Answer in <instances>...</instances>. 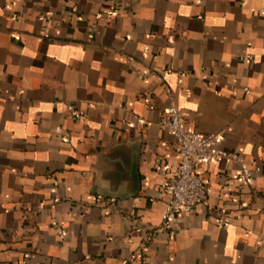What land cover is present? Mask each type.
<instances>
[{"label": "crops", "instance_id": "obj_1", "mask_svg": "<svg viewBox=\"0 0 264 264\" xmlns=\"http://www.w3.org/2000/svg\"><path fill=\"white\" fill-rule=\"evenodd\" d=\"M171 102L262 172L165 228ZM0 264H264V0H0Z\"/></svg>", "mask_w": 264, "mask_h": 264}, {"label": "built area", "instance_id": "obj_2", "mask_svg": "<svg viewBox=\"0 0 264 264\" xmlns=\"http://www.w3.org/2000/svg\"><path fill=\"white\" fill-rule=\"evenodd\" d=\"M156 76L159 80L163 78L160 73ZM166 91L171 95L169 88ZM158 126L173 138L178 155V163L172 175L162 182L169 195L161 216L162 226L165 228H169L179 214L192 210L206 200L208 185L196 170L199 163L231 159L237 163V178L241 181H249L262 172L260 164L249 167L239 154L219 148L218 133L187 129L174 102L169 104L158 120Z\"/></svg>", "mask_w": 264, "mask_h": 264}]
</instances>
